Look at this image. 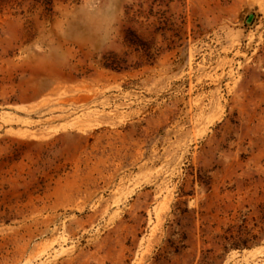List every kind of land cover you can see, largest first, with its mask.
<instances>
[{
	"label": "rangeland",
	"instance_id": "1",
	"mask_svg": "<svg viewBox=\"0 0 264 264\" xmlns=\"http://www.w3.org/2000/svg\"><path fill=\"white\" fill-rule=\"evenodd\" d=\"M0 264H264V0H0Z\"/></svg>",
	"mask_w": 264,
	"mask_h": 264
},
{
	"label": "water",
	"instance_id": "2",
	"mask_svg": "<svg viewBox=\"0 0 264 264\" xmlns=\"http://www.w3.org/2000/svg\"><path fill=\"white\" fill-rule=\"evenodd\" d=\"M250 17L248 18V21H249Z\"/></svg>",
	"mask_w": 264,
	"mask_h": 264
},
{
	"label": "trees",
	"instance_id": "3",
	"mask_svg": "<svg viewBox=\"0 0 264 264\" xmlns=\"http://www.w3.org/2000/svg\"><path fill=\"white\" fill-rule=\"evenodd\" d=\"M237 246V245H236Z\"/></svg>",
	"mask_w": 264,
	"mask_h": 264
}]
</instances>
